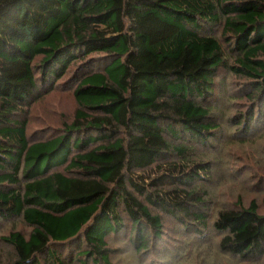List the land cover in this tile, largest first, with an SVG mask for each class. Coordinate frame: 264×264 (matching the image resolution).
Masks as SVG:
<instances>
[{
	"label": "trees",
	"instance_id": "trees-1",
	"mask_svg": "<svg viewBox=\"0 0 264 264\" xmlns=\"http://www.w3.org/2000/svg\"><path fill=\"white\" fill-rule=\"evenodd\" d=\"M73 67V116L30 134ZM222 71L241 89H218ZM237 103L234 135L264 138V0H0V227L30 228L0 238V264H120L121 244L145 256L210 227L222 252L264 264V197L216 203L218 161L200 152Z\"/></svg>",
	"mask_w": 264,
	"mask_h": 264
},
{
	"label": "rangeland",
	"instance_id": "rangeland-1",
	"mask_svg": "<svg viewBox=\"0 0 264 264\" xmlns=\"http://www.w3.org/2000/svg\"><path fill=\"white\" fill-rule=\"evenodd\" d=\"M95 27L106 35L115 33L113 29L103 25H96ZM74 68L64 77V80L60 82L61 84L55 85L51 92L44 94L42 99L38 100L32 106L28 117L30 134L42 130L46 132V134H42V137H48L63 127V121L65 122L71 119L77 104L73 96L74 85L68 87L66 84L71 81L74 75ZM235 80H238L235 76L228 74L226 71H222L220 78L215 82L218 89L222 88L225 92L231 94L233 91L235 92L237 87L239 88L238 85L235 87ZM242 94L240 91L239 95ZM220 99L221 95H219L218 100ZM216 101L215 99H210V103L212 104H215ZM223 104L222 106L225 107ZM241 106L243 104L237 103V105L231 107L233 110L230 109L231 111L228 110L225 112L227 119L222 121L224 124V128L220 130L222 135L210 146L202 147L200 151L202 156L209 158L208 156L210 155L213 160L218 161V165L215 166L213 174V182H208V184L214 190L216 189L217 197L215 202L217 203L219 201L224 207H231L237 201L238 197L246 205L254 198L261 200L264 197V161L258 156L255 151L256 148L254 147V143L257 141H263L264 144V138H255V136H243L241 138L238 134L234 135L238 131L237 127L227 122L230 120L229 118L234 116V113L242 110ZM216 116L219 119L221 117L220 112L217 111ZM243 138H246L244 139L246 140L245 143L242 140ZM261 149H263L262 145L258 151L260 155L262 154ZM211 214H213L212 211ZM208 216L209 220L214 219L212 215ZM13 230L28 232L30 228L21 220L2 223L0 227V238ZM220 239L221 233L216 232L213 227H210L202 236L188 234L178 229V233L166 237L163 243H158L152 252L149 249L145 256H138L133 247L126 243L125 245L121 244L122 242L115 244V246L121 244L120 248L122 247L118 251L119 255L116 254V260H121L120 264L243 263L240 258L233 257L220 250ZM11 251V246L0 240V262L4 261L1 263L7 262L12 253ZM254 264H263V261Z\"/></svg>",
	"mask_w": 264,
	"mask_h": 264
}]
</instances>
